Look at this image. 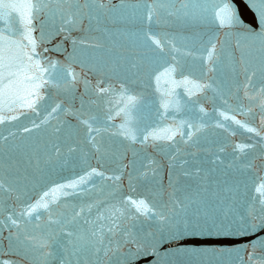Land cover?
Returning <instances> with one entry per match:
<instances>
[{
  "label": "water",
  "instance_id": "water-1",
  "mask_svg": "<svg viewBox=\"0 0 264 264\" xmlns=\"http://www.w3.org/2000/svg\"><path fill=\"white\" fill-rule=\"evenodd\" d=\"M0 50L3 264H264V0H0Z\"/></svg>",
  "mask_w": 264,
  "mask_h": 264
},
{
  "label": "snow or ice",
  "instance_id": "snow-or-ice-1",
  "mask_svg": "<svg viewBox=\"0 0 264 264\" xmlns=\"http://www.w3.org/2000/svg\"><path fill=\"white\" fill-rule=\"evenodd\" d=\"M63 2L65 3H69L72 2V0H63ZM78 2V0H77ZM36 11H39V9H36ZM224 11V10H222ZM153 12L150 10L147 13V19L149 21H151L152 16H153ZM219 15V13H218ZM229 21H231L232 17L229 16L228 17ZM148 38L150 40L153 41V43L157 46H160L161 42L159 39H156L154 36H151L150 34L148 35ZM25 40L28 41V43L31 45V52L33 55H28V60L29 61H33L34 59V54L36 52V42L34 39H32L30 36H25L24 37ZM2 51V50H0ZM215 52V45H212V51L208 53V57L209 59L212 58L213 53ZM36 67L39 68V63L36 62ZM172 71H174L175 69H171ZM19 75V69L15 68L14 65L8 60L7 57H5L4 55L0 54V124H4L6 121H12V120H17L19 118V115H7L6 113H13L16 111V109L12 106V105H16L17 101L22 99L21 97L14 95L11 92V86L12 84L15 82V79L18 77ZM29 80L34 79L33 76H28L26 77ZM43 81H41L40 84H36L35 85V89H38L39 87L42 86ZM208 85H197L198 88H200L201 90L203 89V87H207ZM43 97L39 94L38 91L36 90H32L29 91L27 94L26 98L24 99V102L22 104H19V107H26V108H30L33 111H35V105L37 103V101L39 99H42ZM134 97H128V101L129 104L134 102ZM60 105H56L55 108L52 109V111H56L57 109H59ZM201 111H203V109H201ZM221 115L224 117L225 120H234L236 124H240L241 122L239 120H235V117H229L227 115H225L224 113H221ZM84 124L89 126V130L91 131V126L88 124V121L85 120L83 121ZM37 127L39 125H36ZM25 131H30V129L25 128ZM199 130V129H198ZM248 131L252 132L255 131V129L253 128H248ZM124 133H121V135H123ZM131 139H135V137H130ZM153 139H162L163 137H160L158 135L153 134L152 136ZM172 137L169 136L168 139H171ZM91 139H94V137H91ZM145 140L148 139V137L144 138ZM189 139H191V136L189 137ZM246 146H240V150L243 151L244 148ZM91 174H96V175H101V173L96 172V170H93V173ZM116 179H119V177H116ZM87 181L81 177L80 183H86ZM77 185H64L62 187H76ZM262 188H264V185H261ZM47 195V193L45 194ZM133 204L137 205V209H143L144 210V214H148V212L150 211V209L148 208V205L143 201H132ZM37 208H48V203L47 202H43V197L41 198V201H37L36 204L30 206V208L27 210L26 213H24L25 215H29L31 216L36 210ZM11 223L15 224L16 221L12 220ZM67 235L71 236L72 233H67ZM40 247H45V245H40ZM81 247L87 248L88 244L87 242H85L84 244L81 245ZM0 264H3L2 261H0Z\"/></svg>",
  "mask_w": 264,
  "mask_h": 264
}]
</instances>
